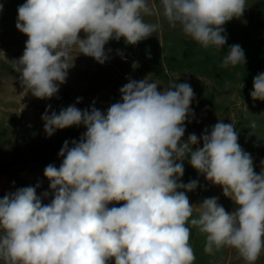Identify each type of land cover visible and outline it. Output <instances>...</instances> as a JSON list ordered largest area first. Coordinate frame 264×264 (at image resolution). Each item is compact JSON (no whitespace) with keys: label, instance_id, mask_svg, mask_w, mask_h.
Here are the masks:
<instances>
[{"label":"clouds","instance_id":"clouds-1","mask_svg":"<svg viewBox=\"0 0 264 264\" xmlns=\"http://www.w3.org/2000/svg\"><path fill=\"white\" fill-rule=\"evenodd\" d=\"M245 9L246 0H159V6L149 0H26L16 28L28 39L10 63L24 95L51 98L73 67V49L103 64L110 40L135 45L158 33L161 23L144 17L162 10L171 27L179 25L205 49L221 50L223 25ZM245 63L244 50L233 44L220 66ZM158 84L129 79L119 90L121 101L106 113L75 105L59 114L45 111L48 136L73 125L86 132L71 147L64 142L59 168L44 169L55 190L51 203L43 205L31 186L0 198V264H194L191 228L205 235L206 253L230 247L245 264H256L264 252V169L254 171L233 123L221 120L199 139L190 134L183 140L195 93L186 82L163 90ZM253 89L252 99L264 101V72L253 78ZM256 127L252 121L250 129ZM185 159L222 187L234 203L231 212L218 197L190 204L185 193L198 181L180 182ZM113 202L124 203L109 207Z\"/></svg>","mask_w":264,"mask_h":264},{"label":"rangeland","instance_id":"rangeland-1","mask_svg":"<svg viewBox=\"0 0 264 264\" xmlns=\"http://www.w3.org/2000/svg\"><path fill=\"white\" fill-rule=\"evenodd\" d=\"M25 2L0 0L3 4L0 12V198L31 186L43 205L51 203L55 190L50 188L44 169L49 164L59 168L63 160L59 152L64 142L69 141L71 147V141H79L86 128L73 125L48 136L42 115L46 110L49 114L52 111L59 114L70 105L81 110L95 107L106 113L113 103L121 101L119 90L129 79L157 81L158 90L172 83H189L195 93L190 106L193 115L185 121L182 139L187 140L190 134L199 139L205 128L210 131L221 120L233 123L238 143L253 159L254 171L259 174L264 169V101L253 100L250 95L254 90L253 78L264 72V0H246L243 15L223 25L225 33L222 34L227 36V42L221 50L205 49L186 37L179 25L171 27L162 10L159 17L145 16L146 22L161 23L158 33L135 45L126 43L123 37L110 40L105 45L109 58L103 64L73 49L71 54L76 57L73 67L68 69L66 82L59 85L55 96L46 99L36 98L30 91L24 95L19 73L10 63L22 56L28 39L16 28L18 7ZM149 2L159 6V0ZM233 44H239L244 50L246 63L221 67L223 57ZM133 62H138L139 67L133 68ZM77 98H81L79 103ZM252 121L257 125L254 130L250 129ZM198 146H203L202 140ZM192 147L195 149L197 145ZM182 163L184 175L180 182L198 181L194 191L185 193L190 204L198 206L206 198L218 197V203L226 211L233 210L234 203L223 195L222 187L207 181L188 159ZM123 203L113 202L109 207ZM205 241L204 234L191 228L189 243L196 257L194 264H245L234 248L223 247L212 254L206 253ZM109 264H115L114 259ZM256 264H264V252Z\"/></svg>","mask_w":264,"mask_h":264}]
</instances>
